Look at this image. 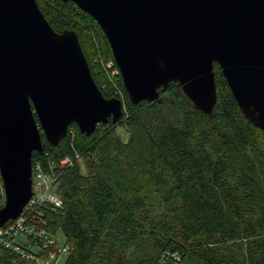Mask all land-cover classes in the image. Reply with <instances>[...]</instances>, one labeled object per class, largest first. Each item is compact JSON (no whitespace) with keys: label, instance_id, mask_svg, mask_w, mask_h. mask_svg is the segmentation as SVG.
<instances>
[{"label":"trees","instance_id":"obj_1","mask_svg":"<svg viewBox=\"0 0 264 264\" xmlns=\"http://www.w3.org/2000/svg\"><path fill=\"white\" fill-rule=\"evenodd\" d=\"M35 1L56 33L77 35L103 97L118 90L123 103L116 123L90 135L71 124L55 147L41 137L46 156L32 153V163L55 166L62 207L39 208L37 225L62 231L64 264H264V133L239 111L217 65L210 115L176 83L132 105L120 76L105 69L117 68L97 23L70 1ZM76 156L84 172L59 166ZM0 264L34 263L0 249Z\"/></svg>","mask_w":264,"mask_h":264},{"label":"water","instance_id":"obj_2","mask_svg":"<svg viewBox=\"0 0 264 264\" xmlns=\"http://www.w3.org/2000/svg\"><path fill=\"white\" fill-rule=\"evenodd\" d=\"M61 1L97 23L132 105L176 83L210 115L217 65L239 111L264 133V0ZM122 116V101L94 83L73 31L56 33L35 0H0V227L31 197L41 133L55 147L71 124L90 135Z\"/></svg>","mask_w":264,"mask_h":264},{"label":"built area","instance_id":"obj_3","mask_svg":"<svg viewBox=\"0 0 264 264\" xmlns=\"http://www.w3.org/2000/svg\"><path fill=\"white\" fill-rule=\"evenodd\" d=\"M105 69L108 70L111 79L119 75L112 62L106 63ZM115 93L114 97L121 100L122 94L118 90ZM43 153L47 155L46 152ZM64 165H71V160L69 158L62 160L59 166ZM54 167L52 162H47V168L41 161L32 163L31 197L16 219L0 227V249L12 252L21 261L55 264L60 256L68 254L67 245L59 247L53 236L37 225L41 215L38 212L39 208L62 207V200L55 191L57 178L54 176Z\"/></svg>","mask_w":264,"mask_h":264},{"label":"rangeland","instance_id":"obj_4","mask_svg":"<svg viewBox=\"0 0 264 264\" xmlns=\"http://www.w3.org/2000/svg\"><path fill=\"white\" fill-rule=\"evenodd\" d=\"M118 134H119L121 140H123V141L127 140V132L123 128H120L118 130ZM73 163H77L79 165V168L81 169V171L84 172V165H83L80 157H78V158L75 157L74 161L71 160V164H73ZM53 238L59 247H63L65 245V238H64V235H63L61 230H57L55 232ZM66 258H67L66 255L60 256L58 258V260L55 262V264H64Z\"/></svg>","mask_w":264,"mask_h":264},{"label":"flooded vegetation","instance_id":"obj_5","mask_svg":"<svg viewBox=\"0 0 264 264\" xmlns=\"http://www.w3.org/2000/svg\"><path fill=\"white\" fill-rule=\"evenodd\" d=\"M113 98H115V97H113ZM108 122H111V121L109 120ZM108 122H107V123H108ZM107 123H106V124H107ZM98 125H99V124H98ZM40 133H41V130H40ZM42 136H43V135H42V133H41V137H42ZM43 137H44V136H43ZM44 139H45V138H44Z\"/></svg>","mask_w":264,"mask_h":264}]
</instances>
